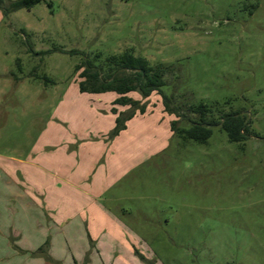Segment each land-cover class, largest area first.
Wrapping results in <instances>:
<instances>
[{"label":"rangeland","instance_id":"374dc122","mask_svg":"<svg viewBox=\"0 0 264 264\" xmlns=\"http://www.w3.org/2000/svg\"><path fill=\"white\" fill-rule=\"evenodd\" d=\"M15 1L0 4L3 163L54 154L73 164L85 145L87 183L137 236L139 264H264V0H43L13 11ZM125 52L172 68L173 106L240 112L254 134L232 143L216 126L201 143L172 133L194 116L169 115L155 93L129 95L144 114L114 93L81 95L78 64Z\"/></svg>","mask_w":264,"mask_h":264},{"label":"crops","instance_id":"0c3cea01","mask_svg":"<svg viewBox=\"0 0 264 264\" xmlns=\"http://www.w3.org/2000/svg\"><path fill=\"white\" fill-rule=\"evenodd\" d=\"M84 146L78 148V161L75 154L68 156L74 159L68 165L54 154L9 163L0 158V264H126L122 252L139 264L137 236L101 210L102 187L94 179L87 183Z\"/></svg>","mask_w":264,"mask_h":264},{"label":"trees","instance_id":"16d2710c","mask_svg":"<svg viewBox=\"0 0 264 264\" xmlns=\"http://www.w3.org/2000/svg\"><path fill=\"white\" fill-rule=\"evenodd\" d=\"M42 1L18 0L10 4V9L13 11L32 9ZM0 4L2 5V0H0ZM171 71V67L151 64L148 60L137 57L133 52L109 56L103 64L96 65L85 61L76 66L82 94L114 93L117 95L115 104L123 107L129 106L136 112L144 114L147 110L146 104H141L129 95L136 93L146 100L155 93L161 97L165 111L169 115L185 120L188 116L182 111L186 110L187 113L194 116L193 119H187L188 127L179 126V120L171 122L172 133L181 138L206 143L213 133L212 128L216 126H221L227 132L228 139L232 143L247 141L254 134L246 116L240 112L216 114L214 109L207 104L186 108L173 106L172 98L165 95L163 91L164 76ZM132 116L134 115L130 114L128 118L131 119ZM116 120L118 123L120 122L119 117Z\"/></svg>","mask_w":264,"mask_h":264}]
</instances>
